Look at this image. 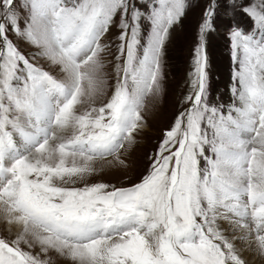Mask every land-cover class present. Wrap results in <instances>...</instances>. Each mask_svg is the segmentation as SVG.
I'll return each instance as SVG.
<instances>
[{
	"label": "snow or ice",
	"instance_id": "6c2138e0",
	"mask_svg": "<svg viewBox=\"0 0 264 264\" xmlns=\"http://www.w3.org/2000/svg\"><path fill=\"white\" fill-rule=\"evenodd\" d=\"M192 6L0 0V264L264 259V0H203L188 91L147 168L127 186L89 182L127 167L145 101L163 92L171 32ZM221 28L238 65L228 103L210 101L207 49Z\"/></svg>",
	"mask_w": 264,
	"mask_h": 264
},
{
	"label": "rangeland",
	"instance_id": "374dc122",
	"mask_svg": "<svg viewBox=\"0 0 264 264\" xmlns=\"http://www.w3.org/2000/svg\"><path fill=\"white\" fill-rule=\"evenodd\" d=\"M193 6L187 12L182 23L175 26L171 32L169 42L166 46L163 92L161 97L148 98L145 101L143 115L146 126L136 134L137 143L133 145L126 155L127 167H109L97 175L89 178V182H105L116 186H127L135 181L147 168L148 157L155 151L163 131L170 125L178 109L180 100L188 91V73L191 71L193 50L197 38V25L203 8V0H192ZM116 34L113 28L109 34L112 39ZM108 41L106 40L105 43ZM25 53L33 51L28 45H21ZM209 78H210V101L217 102V97L224 103L232 99L230 87L233 84V71L238 65L233 64L230 42L227 31L221 28L218 34H214L208 44ZM114 52V49H113ZM107 73L106 96L111 94L115 84L116 75L114 71L115 61L112 55L105 57ZM46 70L59 74L58 69L50 66L44 59L37 61ZM101 97V99H105ZM0 234L7 235L3 225H0ZM53 255L54 264H71L70 261ZM259 264H264V259ZM262 262V263H261ZM252 264V263H250Z\"/></svg>",
	"mask_w": 264,
	"mask_h": 264
},
{
	"label": "bare ground",
	"instance_id": "6f19581e",
	"mask_svg": "<svg viewBox=\"0 0 264 264\" xmlns=\"http://www.w3.org/2000/svg\"><path fill=\"white\" fill-rule=\"evenodd\" d=\"M246 258L249 259L250 263L252 264H259L260 259H258V257H256L254 254L251 253H245ZM262 263V262H261Z\"/></svg>",
	"mask_w": 264,
	"mask_h": 264
}]
</instances>
